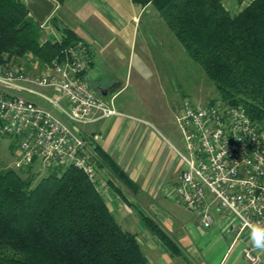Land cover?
<instances>
[{"label":"crops","instance_id":"0c3cea01","mask_svg":"<svg viewBox=\"0 0 264 264\" xmlns=\"http://www.w3.org/2000/svg\"><path fill=\"white\" fill-rule=\"evenodd\" d=\"M51 1L54 11L40 23L44 39L59 41L64 29L83 40L91 56L86 79L97 97L119 112L80 131L99 135L97 147L133 182L129 187L108 167L98 166L100 190H107L103 197L118 223L136 235L149 264H251L245 257L246 247H254L250 236L236 238L231 216L213 207V226L205 229L197 214L174 199L183 168L177 117L187 100H180L176 73L190 66L191 58L184 56L186 51L156 8L133 0ZM43 92L57 96L52 90ZM178 144L184 148L182 133ZM144 216L161 226L179 254L149 231ZM255 251L264 264V251Z\"/></svg>","mask_w":264,"mask_h":264},{"label":"trees","instance_id":"16d2710c","mask_svg":"<svg viewBox=\"0 0 264 264\" xmlns=\"http://www.w3.org/2000/svg\"><path fill=\"white\" fill-rule=\"evenodd\" d=\"M133 1L156 8L214 83L216 100L243 106L253 119L264 120V0H252L236 13L227 0ZM40 25L23 0H0V67L23 61L28 68L30 60L43 67L81 40L64 29L59 41L44 39ZM96 150L99 167L133 186L121 167ZM32 170L0 167V264H149L136 235L118 223L84 172L50 171L33 185ZM143 222L173 254L180 253L156 221L144 216Z\"/></svg>","mask_w":264,"mask_h":264},{"label":"built area","instance_id":"2783aa9c","mask_svg":"<svg viewBox=\"0 0 264 264\" xmlns=\"http://www.w3.org/2000/svg\"><path fill=\"white\" fill-rule=\"evenodd\" d=\"M90 63L88 45L78 40L41 73L0 67V137L16 140L14 169L77 168L100 190V136L84 135L80 127L119 112L88 83ZM46 89L57 96H48ZM11 90L47 101L61 116ZM177 123L184 151L179 152L183 168L174 186L176 202L197 214L205 229L213 226L212 208L223 211L231 216L237 239L250 236L251 225L264 227V120L222 100H186ZM245 257L251 264L260 262L254 247H246Z\"/></svg>","mask_w":264,"mask_h":264},{"label":"rangeland","instance_id":"374dc122","mask_svg":"<svg viewBox=\"0 0 264 264\" xmlns=\"http://www.w3.org/2000/svg\"><path fill=\"white\" fill-rule=\"evenodd\" d=\"M251 1L252 0H245L244 3L241 5L239 4L238 0H227L226 6L231 12L236 13L240 11L244 6L249 4ZM184 56H188V54ZM190 60H191L190 66L183 65V67L180 70H178L176 73V78L178 82V85L176 87H178L179 89V95L181 97L180 100L183 102V99H187L192 101L193 103H204V102H211L212 100H216L219 96L216 92L214 83L206 76L200 65H198L192 59ZM24 65L26 64H23V61H21L18 66L23 67ZM36 65H37L36 68H32L31 70H28L30 72L26 70L25 66L24 69L29 74L41 73L44 69V66L40 67L39 64ZM10 67H14V66H10ZM21 95L22 96L24 95V97L30 99L31 101L44 106L45 108L56 113L57 115H60L59 111L51 104H49L47 101L35 97H31L25 94H21ZM63 103H64L63 101L60 102V104L64 105ZM175 135H176V143L177 145H179L178 146L179 149H181V151H184L183 146L178 144V140L181 137V130L177 129V127H176ZM15 149H16V140L14 138L0 137V167L1 168L3 167L13 168ZM32 171L34 173H37L35 174V181L33 185L41 177L46 176L49 172L47 170L39 171V168H35Z\"/></svg>","mask_w":264,"mask_h":264},{"label":"water","instance_id":"95a60500","mask_svg":"<svg viewBox=\"0 0 264 264\" xmlns=\"http://www.w3.org/2000/svg\"><path fill=\"white\" fill-rule=\"evenodd\" d=\"M24 3L38 23H43L50 17L55 8V4L51 0H24Z\"/></svg>","mask_w":264,"mask_h":264},{"label":"clouds","instance_id":"9594fccd","mask_svg":"<svg viewBox=\"0 0 264 264\" xmlns=\"http://www.w3.org/2000/svg\"><path fill=\"white\" fill-rule=\"evenodd\" d=\"M250 228V239L252 245L256 249L264 251V227H260L259 225H251Z\"/></svg>","mask_w":264,"mask_h":264}]
</instances>
